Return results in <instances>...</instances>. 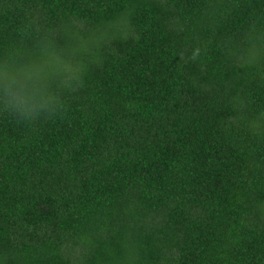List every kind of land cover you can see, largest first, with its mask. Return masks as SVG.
I'll return each instance as SVG.
<instances>
[{"label":"trees","instance_id":"trees-1","mask_svg":"<svg viewBox=\"0 0 264 264\" xmlns=\"http://www.w3.org/2000/svg\"><path fill=\"white\" fill-rule=\"evenodd\" d=\"M63 25L116 39L61 114L0 115V264H264V64L233 55L264 0H0V52Z\"/></svg>","mask_w":264,"mask_h":264},{"label":"clouds","instance_id":"clouds-1","mask_svg":"<svg viewBox=\"0 0 264 264\" xmlns=\"http://www.w3.org/2000/svg\"><path fill=\"white\" fill-rule=\"evenodd\" d=\"M58 31L67 41L63 46L55 34H45L30 48L13 45L0 52V115L20 124H33L61 114L66 94L84 85L89 65L101 63L98 49L116 39L115 34L100 27L88 37L80 36L71 25H63ZM199 55L196 49L190 58L195 61ZM233 55L242 67L264 64V33L255 28L246 32Z\"/></svg>","mask_w":264,"mask_h":264}]
</instances>
